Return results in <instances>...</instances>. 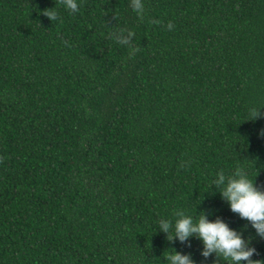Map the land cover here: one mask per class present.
<instances>
[{
	"label": "trees",
	"instance_id": "trees-1",
	"mask_svg": "<svg viewBox=\"0 0 264 264\" xmlns=\"http://www.w3.org/2000/svg\"><path fill=\"white\" fill-rule=\"evenodd\" d=\"M142 2L143 21L131 0H0V264H228L167 240L180 210L264 261L212 186L244 166L264 191V117L247 121L264 114V0Z\"/></svg>",
	"mask_w": 264,
	"mask_h": 264
},
{
	"label": "clouds",
	"instance_id": "clouds-1",
	"mask_svg": "<svg viewBox=\"0 0 264 264\" xmlns=\"http://www.w3.org/2000/svg\"><path fill=\"white\" fill-rule=\"evenodd\" d=\"M58 3L69 10L71 13L79 11L77 0H58ZM131 7L141 21L144 20V4L142 0H131ZM50 21L58 20V12L55 7L45 9L42 13ZM149 23L160 24V21H149ZM174 24L169 22L167 29L173 30ZM125 29H118V35L112 34V38L121 45H128L129 39L134 32L127 30L126 38L123 33ZM138 51L134 48L130 51ZM261 108L250 107L248 109L247 121H256L264 117L260 112ZM260 135L264 137V130ZM256 178V177H255ZM255 179H250L248 172L244 166H237L231 174H226L224 170L216 173V179L212 181V186L216 189L234 214H238L241 219L248 221L258 237L264 240V191L259 190L254 183ZM173 215L177 217L174 223L171 220H160L159 231L166 234L168 241L178 239L181 243L189 240L190 237H196L203 243V251L201 255L208 258L215 254L220 260L228 262V264H264L262 260H253L252 256L258 254L254 247H249L250 239L245 240L242 234L230 229L228 224L222 219L217 218L214 222H210L204 213H200L198 221L190 215H186L184 211H174ZM174 230V234L170 232ZM191 246L190 244L188 245ZM168 264H195L190 254H181L173 251L165 256Z\"/></svg>",
	"mask_w": 264,
	"mask_h": 264
}]
</instances>
